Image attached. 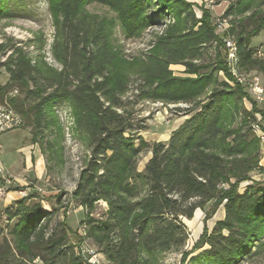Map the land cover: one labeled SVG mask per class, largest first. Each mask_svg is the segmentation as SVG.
<instances>
[{"label": "trees", "instance_id": "16d2710c", "mask_svg": "<svg viewBox=\"0 0 264 264\" xmlns=\"http://www.w3.org/2000/svg\"><path fill=\"white\" fill-rule=\"evenodd\" d=\"M19 1L0 0V21L31 17ZM45 1L55 29L52 56L60 69L32 60L18 46L21 42L0 43V56L8 53L0 62L8 75L0 85V104L21 116L33 144L41 131L60 130L54 108L70 107L75 128L89 143V158L73 198L84 213L85 238L106 264H155L159 254L182 252L188 237L182 219L190 220L196 209L223 201L224 219L196 249L206 245L202 255L215 264H239L251 247H264V182L252 181L242 193L237 191L250 173L261 170L260 143L250 139L246 124L226 128L223 115L233 93L226 83L215 87L213 74L207 72L210 66L195 63L203 49L220 42L210 12L202 9L197 19L187 2L168 1L166 8L176 11V25L145 60L129 63L116 46L115 29L125 39L138 37L152 24L148 0ZM93 3L108 7L115 18L86 13ZM254 4L238 0L224 17L251 13L237 33L239 68L257 72L264 84V55L256 57L252 47V39L264 35V12L253 11ZM171 65L184 66L189 76H174ZM221 65L231 78L224 62ZM129 71L143 82L138 99L186 106L175 109L186 120L167 142L148 143L139 135L145 128H134L133 112L122 100ZM236 85L241 93L244 88ZM143 151L151 156L139 171ZM29 198L5 211L12 223L7 226L11 240L3 238L0 244V264H32L36 259L41 264H84L68 241L71 229L66 221L52 226L53 211H44ZM102 203L104 212L93 217Z\"/></svg>", "mask_w": 264, "mask_h": 264}, {"label": "rangeland", "instance_id": "374dc122", "mask_svg": "<svg viewBox=\"0 0 264 264\" xmlns=\"http://www.w3.org/2000/svg\"><path fill=\"white\" fill-rule=\"evenodd\" d=\"M168 1L171 0H148L150 8L147 11V15L152 20V24L141 31L138 37L125 39L116 27L115 38L118 43L116 46L121 50V55L126 62L145 60L153 52L158 40L164 38L176 25V11L174 8H166L165 4L168 5ZM183 1L189 4L197 19H200L202 9L210 12L215 34L220 35L224 31L226 37L234 41L237 39L239 25L251 14L249 12L239 15L232 12L227 17H224L230 5L236 4L238 0ZM19 2L22 9L30 11L31 17L28 19L19 18L0 21V43L12 45L15 42H21L22 44L18 46H21L32 60L39 58L48 66L60 69V65L52 56L55 29L48 11L47 2L45 0H20ZM252 10H259L258 12L263 13L264 0H255ZM85 12L106 20L115 18V13L112 10L96 3L87 6ZM222 19L225 20V23L220 28L218 25ZM40 47L41 49H39ZM252 47L256 50H261L264 55V35L262 33L252 39ZM7 55L8 53L1 55L0 62L4 61ZM221 62H224V67L228 70L231 78L226 77ZM195 63L197 65L210 66L207 72L213 74L216 80L215 87L220 89L219 85L226 83L229 87L228 91L233 93L225 106L226 112L223 115V124L226 128L235 129L246 124L243 128L249 130L252 135L250 139L256 140L257 138L251 132L250 125L254 120V114L259 112V107L254 104L247 91L242 89L240 93L237 89L238 86L235 84L234 77L227 67L226 54L222 43H215L203 49ZM169 69L176 77L189 76L185 73V67L182 65H171ZM128 73L130 76L127 85L128 90L123 95L122 100H124L125 108L133 112L134 128L139 126L145 128L139 135L148 143L167 142L171 132L186 120L182 113L175 110L176 108L184 109L186 108L185 105H167L161 102L138 99L136 97L137 88L143 83L142 79L132 71ZM190 77L194 78L195 76L192 75ZM7 79L8 75L5 69L0 68V85H4ZM54 114L60 130H57V128L43 130L35 139L37 142L35 145L39 148L45 164L40 178H36L31 173L16 176L15 178L8 174L11 183L6 184L3 180L4 176L0 175V186L5 189V193L0 197V244L3 242V238L8 241L11 240L7 234V226H11L9 224L12 223L8 222L5 211L15 208V202L23 199L19 193L24 190L27 192L25 198H29L31 195L34 196L29 198L28 201L30 203H39L46 212L53 211L52 226L57 222L66 221L71 229L68 241L75 247L74 250L77 255H81V250L85 248L97 251L85 238L86 230L82 224L84 213L73 198L80 171L89 158L88 139L84 133L75 128L72 111L68 105H57L54 108ZM27 135L28 142L33 145L30 128L24 125L20 129L5 133L0 137L2 146L0 163L4 162L2 160L3 155L15 156L14 148L20 146ZM259 146L260 158L258 166L261 167V170L257 169L250 173L249 180L242 181L237 185L239 193H242L248 185L252 184V181L264 182V149H261L263 146ZM150 156V151L141 153L138 159L139 171L144 169ZM1 166L4 168L3 165ZM5 171L7 170L5 169ZM58 197L60 204L57 203ZM224 202L220 205H211L209 203L202 209H196L192 219L183 218L182 221L186 226L188 237L182 252L159 254L155 264H215L216 262L210 261L202 255L203 251L207 249L206 245H202L199 249H196V246L200 245L205 236H209L212 233L216 223L224 219ZM9 204H12V206L9 207ZM104 210L105 205L103 203L98 205L93 217L98 218ZM260 242H264V236L261 237ZM183 253H187V255L183 257ZM99 259L101 264H106L101 255ZM32 264H41V261L36 259ZM239 264H264V247L258 249V243L251 247L250 252L243 257Z\"/></svg>", "mask_w": 264, "mask_h": 264}, {"label": "built area", "instance_id": "2783aa9c", "mask_svg": "<svg viewBox=\"0 0 264 264\" xmlns=\"http://www.w3.org/2000/svg\"><path fill=\"white\" fill-rule=\"evenodd\" d=\"M225 20H221L218 27L221 28ZM217 35V34H216ZM223 45L227 67L234 77L236 84L240 85L247 91L248 95L252 98L254 104L259 107V112L254 114V120L251 122L250 129L254 136L259 141L260 145L264 147V84L263 80L255 71L249 73L241 72L238 60V46L236 41L226 37L225 32L222 31L217 35ZM256 57H263L261 50L256 51ZM186 107V106H185ZM23 126V119L19 114L9 108L6 104H0V137L13 130L20 129ZM1 149V144H0ZM0 175L4 176V183L10 184V178L5 169L0 164ZM5 193V189L0 186V197ZM19 195L22 198L27 196V192L21 190ZM82 260L84 264H101L99 253L97 251L85 248L81 250Z\"/></svg>", "mask_w": 264, "mask_h": 264}, {"label": "crops", "instance_id": "0c3cea01", "mask_svg": "<svg viewBox=\"0 0 264 264\" xmlns=\"http://www.w3.org/2000/svg\"><path fill=\"white\" fill-rule=\"evenodd\" d=\"M261 149H264V147ZM14 152L15 156H2L4 162L2 161L0 164L7 170V174L15 178L16 176L31 173L36 178H40L45 167L44 159L39 148L35 144L31 145L28 142V135L24 138L20 146L14 148ZM11 206L12 204H9V207Z\"/></svg>", "mask_w": 264, "mask_h": 264}]
</instances>
